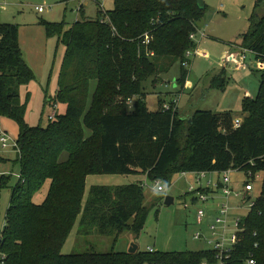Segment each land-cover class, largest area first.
<instances>
[{"label": "trees", "instance_id": "1", "mask_svg": "<svg viewBox=\"0 0 264 264\" xmlns=\"http://www.w3.org/2000/svg\"><path fill=\"white\" fill-rule=\"evenodd\" d=\"M206 8L197 0H113L110 10L98 6L95 18L81 7L80 19L68 29L64 21L41 20L46 35L65 47L53 98L65 112L46 126L25 121L27 102L20 103L19 88L35 73L24 59L18 25L0 23V117L17 124L20 168L12 186L7 176L0 179V186L10 188L0 264H216L208 248L63 254L62 246L78 215L83 236L139 234L145 225L143 183L91 186L83 205L89 175L142 174L170 185L181 172L234 169L262 178L254 206L241 221L239 243L223 264H247L248 257L264 264V72L257 95L242 100L245 116L236 128L229 112L166 111L160 99L150 110L144 98V82L159 79L175 63L183 86L191 62L186 52L197 46L190 34ZM240 37L238 45L264 62V0L255 1ZM221 75L213 87L224 88ZM44 190L43 201L36 202Z\"/></svg>", "mask_w": 264, "mask_h": 264}, {"label": "rangeland", "instance_id": "2", "mask_svg": "<svg viewBox=\"0 0 264 264\" xmlns=\"http://www.w3.org/2000/svg\"><path fill=\"white\" fill-rule=\"evenodd\" d=\"M203 1L207 8L199 23V29L207 35L199 38L196 54L190 57L188 75L183 86L176 81L179 76V64L175 63L167 72H163L159 79L154 81L152 77L144 82V98L150 110L157 108L158 99L161 100V106L174 99L178 100V109L187 113L196 109L209 110L213 113L229 112L233 120L236 118L242 120L245 116L242 112V100L246 96L254 98L257 95L260 76L264 72V62L257 60L251 51L236 45L241 40V34L248 29L256 0ZM80 3L86 16L89 18L97 16L98 4L95 0H0V23L17 24L19 28L28 31V36L32 38L33 45L30 47L33 50L32 56L28 54L25 58L34 68L35 79L19 88L20 103L27 102L24 118L31 126L48 124V116L52 112L51 104L57 91V72L65 53V47L57 43V37H48L40 22L41 20L64 21L65 28L68 29L80 19ZM36 6H43L45 12L39 13L35 9ZM102 6L104 9H101L102 11L112 9L113 0H103ZM36 29L42 31V44L36 43L33 39L37 33ZM230 52L232 58L228 56ZM220 74L225 79L224 88L213 87L214 78ZM127 104L132 105L133 100L131 99L130 102L128 100ZM56 109L57 114L61 115L65 112V105L57 103ZM0 129L16 140L18 127L12 119L1 116ZM2 158L9 160L3 162ZM66 158L67 153L64 152L60 159L66 160ZM15 159L16 153L11 148L6 152H0V179L1 174L7 176L9 186L16 182L20 171ZM256 174L259 176L250 178L248 172L244 170H230L232 189L242 191L245 182L250 180L253 191L249 196L254 200L260 192L262 178L259 172ZM194 176L192 173L185 176L181 173L175 174L170 185L162 183L165 189L163 192L157 191L155 181L147 179L142 174L100 173L87 176L83 205L91 186H117L141 182L148 216L139 234L125 230L118 236L99 234L83 236L78 232L80 220L78 215L62 246V253L78 254L90 250L99 253L128 252L133 245H136L140 251H146L150 247L154 251L169 252L207 249L208 244L203 239L194 238V234L198 231L207 234L209 223L206 218L202 225H197L196 211L202 207L207 214L219 199L214 198L206 203H192L191 195L186 192L190 184L196 186ZM209 177L215 179L218 175L211 173ZM45 194L46 190L42 191L35 201L42 202ZM165 196L172 197L173 203L165 205ZM214 196L220 198L222 194L218 192ZM230 201L233 206L231 217L234 215L246 217L247 207L237 209L242 205V199L232 196ZM9 204L10 188L0 186V236Z\"/></svg>", "mask_w": 264, "mask_h": 264}, {"label": "built area", "instance_id": "3", "mask_svg": "<svg viewBox=\"0 0 264 264\" xmlns=\"http://www.w3.org/2000/svg\"><path fill=\"white\" fill-rule=\"evenodd\" d=\"M100 7L103 9L102 1L103 0H95ZM82 4L80 3L81 9ZM35 9L38 12H43V6H36ZM104 10V9H103ZM206 35L204 32L200 31L197 27L196 31L190 34V38L195 41L196 48L194 50H189L186 52V55L190 58L192 55L196 54L199 38H204ZM148 41V37H146ZM188 63H186V66ZM178 100H171L170 102H166L163 104L162 108L164 110H172L175 111L178 107ZM51 113L48 116V120H53L58 115L57 114V103L51 104ZM243 120V119H242ZM241 119H234L233 126L239 127L242 123ZM9 148H11L15 153L18 151V145L16 140H14L7 132L0 130V152H6ZM217 174L218 178L212 179L208 178L209 174ZM187 172H181L182 176L187 175ZM194 180L196 186L190 184L187 189V194L191 195L192 203H206L214 198L218 192L222 194L218 201V208L215 212L212 221L208 223V233H203L202 231H198L194 234V238L203 239L208 244V249L212 250L215 253V259L217 260L216 264H223L224 259L228 258L240 240V234L243 232V228L241 227L242 217L234 215L231 217L230 212L233 210V206L231 205V197H239L242 199V205L237 207L240 209L242 207H247L248 212L254 206V200H252L249 196L250 192L253 191V185L250 183V180L245 182L244 190L242 191H234L231 187V178H230V170H226L223 172H193ZM1 176H5L1 174ZM248 176L250 178L258 177L259 174H253L251 171H248ZM19 174L17 175V178ZM147 180V179H146ZM204 183L202 184V182ZM156 190L159 192H163L165 189L162 186V182L160 180H155ZM222 197V199H221ZM207 218L206 211L199 207L196 211V222L197 225H202ZM256 233H254L255 235ZM257 244H255L256 246ZM148 251L152 252L153 249L148 248ZM247 264H255L256 261L253 257H248L246 259ZM202 264H208L207 262H203Z\"/></svg>", "mask_w": 264, "mask_h": 264}, {"label": "crops", "instance_id": "4", "mask_svg": "<svg viewBox=\"0 0 264 264\" xmlns=\"http://www.w3.org/2000/svg\"><path fill=\"white\" fill-rule=\"evenodd\" d=\"M72 1V0H71ZM75 1H77V0H75ZM82 11L85 13V11L82 9ZM43 12H45V11H43ZM39 13H41V12H39ZM85 15H86V13H85ZM47 21H52V20H47ZM55 21V20H54ZM54 21H52V22H54ZM41 26H43V25H41ZM19 27V26H18ZM199 28V27H198ZM36 31H37V33H36V36L33 38L34 39V41L36 42V43H40V44H42V41H41V38H43V36H42V31H40V29L38 30V29H36ZM29 35V32L28 31H24V29H22V28H19V44H20V47H21V49H22V52H23V56H24V58H25V56L27 55L28 56V54L30 55V56H32V52H33V50H32V48L30 49V47L33 45V43H32V41H31V37H29L28 36ZM207 35V34H206ZM38 36H40V37H38ZM37 40V41H36ZM35 43V44H36ZM237 46H239L238 44H236ZM236 47V46H235ZM240 47V46H239ZM238 47V48H239ZM30 49V50H29ZM228 56H229V58H232L233 56H232V53L230 52V54H228ZM25 61L27 62V64L33 69V71H34V68H33V66H31V64H29L28 63V61L26 60V58H25ZM61 65V64H60ZM60 68V67H59ZM35 72V71H34ZM57 74H59V69H58V72H57ZM57 88H58V84H57ZM245 115V114H244ZM244 118V117H243ZM6 160H9V158H2V161L4 162V161H6ZM143 176H146V175H143ZM218 199H220V198H218ZM220 201V200H219ZM215 203V202H214ZM218 202L216 203V205L214 206V208H211V211L209 210V212L207 213L208 214V216H207V222H210V221H212V219H213V216H214V214H215V212L217 211V208H218ZM151 248V247H150ZM152 249V248H151ZM147 251V250H146ZM154 251V250H153Z\"/></svg>", "mask_w": 264, "mask_h": 264}, {"label": "water", "instance_id": "5", "mask_svg": "<svg viewBox=\"0 0 264 264\" xmlns=\"http://www.w3.org/2000/svg\"><path fill=\"white\" fill-rule=\"evenodd\" d=\"M197 3H198V6H199L200 8H204L205 3H204L203 0H197ZM171 203H173V198L170 197V196H165V198H164V204H165V205H170ZM136 250H137V246H136V245H133V246L129 249L128 252H130V253H134Z\"/></svg>", "mask_w": 264, "mask_h": 264}]
</instances>
